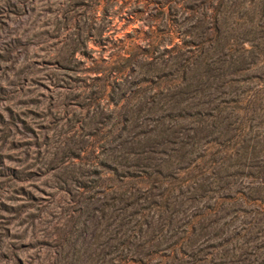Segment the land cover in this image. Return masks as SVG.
I'll use <instances>...</instances> for the list:
<instances>
[{"label":"rangeland","instance_id":"374dc122","mask_svg":"<svg viewBox=\"0 0 264 264\" xmlns=\"http://www.w3.org/2000/svg\"><path fill=\"white\" fill-rule=\"evenodd\" d=\"M0 264H264V0H0Z\"/></svg>","mask_w":264,"mask_h":264}]
</instances>
